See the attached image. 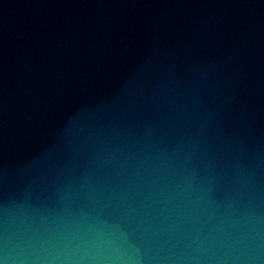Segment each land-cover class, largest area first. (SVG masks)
<instances>
[{
  "label": "water",
  "instance_id": "water-1",
  "mask_svg": "<svg viewBox=\"0 0 264 264\" xmlns=\"http://www.w3.org/2000/svg\"><path fill=\"white\" fill-rule=\"evenodd\" d=\"M0 264H264V0H0Z\"/></svg>",
  "mask_w": 264,
  "mask_h": 264
}]
</instances>
